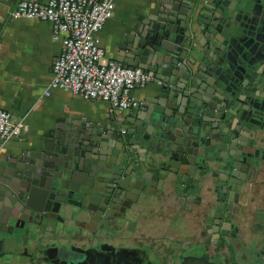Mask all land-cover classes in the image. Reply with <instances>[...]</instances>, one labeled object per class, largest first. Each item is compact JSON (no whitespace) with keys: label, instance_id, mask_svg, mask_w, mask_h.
Masks as SVG:
<instances>
[{"label":"water","instance_id":"1","mask_svg":"<svg viewBox=\"0 0 264 264\" xmlns=\"http://www.w3.org/2000/svg\"><path fill=\"white\" fill-rule=\"evenodd\" d=\"M164 12L131 39L132 53L123 62L154 72L172 84L171 90L129 108L105 132L90 124L68 129L61 138L35 144L1 164L6 179L0 185V242L20 244L32 233L64 223L62 214L75 218L81 210L96 218L99 211L100 222L110 214L111 200L115 206L128 199L129 208L156 176L176 175L187 195L193 178L211 167L207 157L219 162L214 175L228 176L224 182L220 177L225 199L218 198L223 210L228 200L226 217H232L237 188L264 158V0H184ZM207 17L224 22L225 38L214 34L197 58L192 36L197 20ZM219 138L217 147L212 140ZM132 153L140 154L138 162ZM216 223L219 228L220 219ZM10 246L19 245L0 248V264H14L17 249Z\"/></svg>","mask_w":264,"mask_h":264},{"label":"crops","instance_id":"2","mask_svg":"<svg viewBox=\"0 0 264 264\" xmlns=\"http://www.w3.org/2000/svg\"><path fill=\"white\" fill-rule=\"evenodd\" d=\"M18 1L0 0V107L8 110L15 121L25 119L29 128L21 138L11 139L0 148V165L10 164V160L20 158L23 151L35 144L61 138L68 129L72 131L83 129L90 124V129L105 132L110 125L116 124L129 111L127 109L122 113H111L105 102L85 99L64 89H53L49 95L45 94L52 78L53 63L62 50V43L53 38L50 22L14 16L12 11ZM183 1L117 0L113 16L99 33L106 50V58L124 63L123 59L132 53L128 45L131 39L140 30H147L150 23L154 22L153 17L159 18L161 14L166 13L164 11L175 6L179 7ZM212 1L199 0L201 4ZM225 29L224 22L215 18L197 20L191 41V46L195 47L193 56L200 58L212 37L217 35L222 39L225 38ZM189 56L192 55H187L186 59ZM156 78L162 83L154 81L146 87L133 90V96L140 101L138 106L149 104V99H156L165 88L171 90L172 84L165 79L157 76ZM220 141L223 139H213L212 144L217 143L218 147ZM217 147H214L216 151L224 153L225 148ZM260 147L263 151L264 144ZM131 157L132 161L140 160L138 153H132ZM258 162L257 170L254 173L251 171L248 180L237 188L232 217L223 216L221 220V233L228 230L226 236L224 235L225 238H229L232 245H241L240 250L244 248L248 250L251 245H264V158H258ZM206 163L211 167L204 171V176L193 178L189 188L186 187L187 195H182V187L175 180L177 176L174 174L164 179L156 176L155 179L150 180L147 185L148 192L141 193L140 201L130 208L126 219L137 221L139 225L144 226L146 238H156L158 235L163 245H170L178 239L185 238L200 241L204 229L207 226H214L212 215L217 213L215 209L221 208L224 203L218 198L219 195L225 199L220 193L223 186V184L219 185L220 177L222 182L228 179L225 173L214 175L215 172L218 173L219 164L215 159L207 157ZM139 172H141L140 168ZM5 179V176L0 175V185ZM114 181L116 185L119 183L117 179ZM229 191V187L225 184L224 192H227V197ZM225 203L227 204L223 211L224 215L230 213L228 200ZM12 204L8 203L10 209L15 208ZM67 216L71 230L80 229L79 224L82 226L88 224L90 211L81 210L75 218L70 214ZM225 225L228 227L225 228ZM35 227L37 231L39 229L41 231L39 225ZM47 228L46 233L51 229ZM235 228L237 230L233 233L236 236H231ZM44 233H32L23 243L29 244L35 239V241H50L49 233L47 235ZM5 245L15 244L9 240L0 242L2 252L8 249ZM12 248L18 249L17 246ZM255 248L257 246L253 249ZM259 260L254 261V264H264L263 257Z\"/></svg>","mask_w":264,"mask_h":264},{"label":"built area","instance_id":"3","mask_svg":"<svg viewBox=\"0 0 264 264\" xmlns=\"http://www.w3.org/2000/svg\"><path fill=\"white\" fill-rule=\"evenodd\" d=\"M117 0H19L12 14L36 18L52 25L53 38L62 50L53 63L52 78L45 90H68L85 99L103 101L111 113L138 106L134 89L151 82L162 83L154 72L107 59L99 33L113 16ZM29 128L25 119L15 121L0 107V148L21 138Z\"/></svg>","mask_w":264,"mask_h":264},{"label":"flooded vegetation","instance_id":"4","mask_svg":"<svg viewBox=\"0 0 264 264\" xmlns=\"http://www.w3.org/2000/svg\"><path fill=\"white\" fill-rule=\"evenodd\" d=\"M129 203L130 200L124 199L122 204L114 203L113 206L111 200L110 214L106 212L108 216L99 222L100 212H97V218L90 213L86 227L78 223L80 229L71 230L68 216L62 214L65 219L62 226L58 223L54 230L51 228L47 232L50 241L35 239L29 244L24 241L15 244L19 246L11 261L14 264H254L261 257L264 259L263 244L240 250L241 245H232L229 238H225L228 230L221 233V220L227 214L224 215L222 207L215 209L217 213L212 215L214 226L204 229L200 241L185 238L163 245L158 235L146 238L144 226L126 219L127 212L134 205L125 207ZM217 219H220L219 228ZM236 230L230 235L236 236L233 233Z\"/></svg>","mask_w":264,"mask_h":264}]
</instances>
